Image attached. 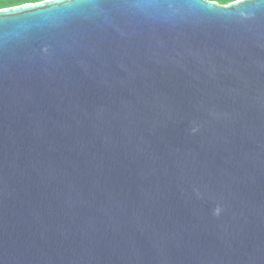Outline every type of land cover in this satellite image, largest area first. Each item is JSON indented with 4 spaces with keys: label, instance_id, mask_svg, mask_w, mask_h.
<instances>
[{
    "label": "water",
    "instance_id": "95a60500",
    "mask_svg": "<svg viewBox=\"0 0 264 264\" xmlns=\"http://www.w3.org/2000/svg\"><path fill=\"white\" fill-rule=\"evenodd\" d=\"M33 11L0 14V264H264V0Z\"/></svg>",
    "mask_w": 264,
    "mask_h": 264
},
{
    "label": "snow or ice",
    "instance_id": "6c2138e0",
    "mask_svg": "<svg viewBox=\"0 0 264 264\" xmlns=\"http://www.w3.org/2000/svg\"><path fill=\"white\" fill-rule=\"evenodd\" d=\"M52 2H53V0H45L43 5H47V4L52 3ZM199 3H200L201 7L207 9L210 12H219L221 14H225V13L233 14L234 13L233 8L237 6L238 0H237V2L235 4L229 5L230 7H228L227 9H224V8L217 9V8H215L214 6L217 5V4L212 2V0H199ZM39 8H40V6H35V7L23 6L22 8L15 9V10L2 11V12H0V14H9V13L21 14V13H24V12H35L33 10H36V9H39Z\"/></svg>",
    "mask_w": 264,
    "mask_h": 264
},
{
    "label": "clouds",
    "instance_id": "9594fccd",
    "mask_svg": "<svg viewBox=\"0 0 264 264\" xmlns=\"http://www.w3.org/2000/svg\"><path fill=\"white\" fill-rule=\"evenodd\" d=\"M44 2L45 0H0V12L19 9L23 6H42ZM212 2L222 6H229L235 4L237 0H212Z\"/></svg>",
    "mask_w": 264,
    "mask_h": 264
}]
</instances>
